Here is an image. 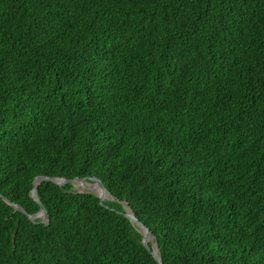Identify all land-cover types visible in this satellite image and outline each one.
<instances>
[{"label": "trees", "instance_id": "trees-1", "mask_svg": "<svg viewBox=\"0 0 264 264\" xmlns=\"http://www.w3.org/2000/svg\"><path fill=\"white\" fill-rule=\"evenodd\" d=\"M0 194V264H264V0H0Z\"/></svg>", "mask_w": 264, "mask_h": 264}, {"label": "water", "instance_id": "water-1", "mask_svg": "<svg viewBox=\"0 0 264 264\" xmlns=\"http://www.w3.org/2000/svg\"><path fill=\"white\" fill-rule=\"evenodd\" d=\"M78 179H93L94 181H97L100 184L101 187V192L97 193L94 192L100 199V202L103 203L106 200L115 198L111 195V197H107L106 196V192L108 191L103 180L95 177V176H89V177H74V178H67V177H55V176H47V175H39L36 176L34 178V186L31 192L32 197L39 202L40 204V209L36 214H29L21 205L13 203V205L15 206L16 209L21 210L23 212H25L29 218L35 220L37 217H41V221L42 222H48L49 221V215L47 213V210L45 208V206L39 201L38 198V193H37V186L40 182L46 180V181H52L55 182L61 186L68 184V183H73L75 180ZM109 192V191H108ZM110 193V192H109ZM111 194V193H110ZM1 196V194H0ZM126 208V212L125 215L131 220V222L137 226H139V230L142 233L143 237H142V242L143 244L146 246L147 249H149L152 254L154 255L155 259L158 261L159 264H163L161 256H160V250L158 247V244L154 241L151 242L148 239V236H153V234L151 233V231L149 230V228L134 214V212L132 211V209L129 206H125ZM128 208L130 209V212L128 210ZM155 247L157 248L158 251L155 250Z\"/></svg>", "mask_w": 264, "mask_h": 264}, {"label": "bare ground", "instance_id": "bare-ground-1", "mask_svg": "<svg viewBox=\"0 0 264 264\" xmlns=\"http://www.w3.org/2000/svg\"><path fill=\"white\" fill-rule=\"evenodd\" d=\"M74 182L76 184H79V185L83 186V187L92 188L97 193H100L101 192V187H100V184L98 182H89L86 179H78V180H75ZM106 196L107 197H110L111 194L107 191L106 192ZM128 210L130 212V209L129 208H128ZM152 237L153 236L150 235V236H148V239H149V241L154 242ZM155 250L158 251L156 247H155Z\"/></svg>", "mask_w": 264, "mask_h": 264}, {"label": "rangeland", "instance_id": "rangeland-1", "mask_svg": "<svg viewBox=\"0 0 264 264\" xmlns=\"http://www.w3.org/2000/svg\"><path fill=\"white\" fill-rule=\"evenodd\" d=\"M86 180L89 181V182H97V181H94L93 179H86ZM73 183H72V185L77 191H92V192H95L92 188L83 187V186H81L79 184H76L75 182H73ZM152 238H153V241H155L154 237H152Z\"/></svg>", "mask_w": 264, "mask_h": 264}]
</instances>
